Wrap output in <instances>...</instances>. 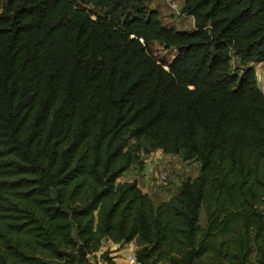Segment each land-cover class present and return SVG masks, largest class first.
Returning a JSON list of instances; mask_svg holds the SVG:
<instances>
[{
	"label": "trees",
	"instance_id": "16d2710c",
	"mask_svg": "<svg viewBox=\"0 0 264 264\" xmlns=\"http://www.w3.org/2000/svg\"><path fill=\"white\" fill-rule=\"evenodd\" d=\"M184 11L191 32L146 0H5L0 264H90L104 241L135 242L137 264H264V0ZM142 141L199 175L159 203L119 183Z\"/></svg>",
	"mask_w": 264,
	"mask_h": 264
},
{
	"label": "rangeland",
	"instance_id": "374dc122",
	"mask_svg": "<svg viewBox=\"0 0 264 264\" xmlns=\"http://www.w3.org/2000/svg\"><path fill=\"white\" fill-rule=\"evenodd\" d=\"M146 5L150 10L157 11L160 14L162 24L167 28H174L177 31L191 32L195 29V22L192 17L187 15L184 11V0H146ZM5 6V0H0V13ZM84 8L97 15H105V11L94 7L91 4H84ZM110 19L117 22L120 17L117 15L109 16ZM153 54L164 64H171L177 55V51L173 48H166L165 46L154 43L151 47ZM234 70L240 67L239 60L234 58ZM135 143V140L129 141ZM146 143L142 141L137 150H140L139 162L141 164L134 165L126 172L119 180V183L137 181L142 190L149 194L157 203L167 201L172 198L179 191L180 185L187 180H194L199 175L200 164L193 160H185L183 154L179 155H165L161 151H152L148 154L145 153ZM158 165H166L169 174L167 182H160L156 178L159 173ZM200 223L202 227L206 225V215L202 210L200 215ZM130 249L125 251L126 255H122L116 260L117 254L120 249ZM137 245L132 242L127 245H117L104 241L99 252L93 253L89 256L90 264H111L108 258L111 259L113 264H124L129 255L134 256V251H137ZM113 259V260H112Z\"/></svg>",
	"mask_w": 264,
	"mask_h": 264
},
{
	"label": "built area",
	"instance_id": "2783aa9c",
	"mask_svg": "<svg viewBox=\"0 0 264 264\" xmlns=\"http://www.w3.org/2000/svg\"><path fill=\"white\" fill-rule=\"evenodd\" d=\"M257 77H258V84L260 85L259 89L264 94V71L260 74L257 72ZM158 167H159L158 169L159 173L156 174V178H158L160 182H167L169 180V174L168 171L166 170L167 169L166 165H158ZM124 264H137L136 255L134 256L129 255Z\"/></svg>",
	"mask_w": 264,
	"mask_h": 264
},
{
	"label": "crops",
	"instance_id": "0c3cea01",
	"mask_svg": "<svg viewBox=\"0 0 264 264\" xmlns=\"http://www.w3.org/2000/svg\"><path fill=\"white\" fill-rule=\"evenodd\" d=\"M254 66L256 67V69H257V72L260 74V73H262L263 71H264V62L263 63H259V64H254ZM259 85V84H258ZM259 88H260V85H259ZM115 245V244H114ZM115 246H117V245H115ZM125 251H129L127 254H129L130 253V249L129 248H127V249H120L119 251H117L115 254H117L116 255V257H118L116 260H118V259H121V258H119L120 256H122V255H126L125 254ZM134 255H136V252L134 251Z\"/></svg>",
	"mask_w": 264,
	"mask_h": 264
}]
</instances>
